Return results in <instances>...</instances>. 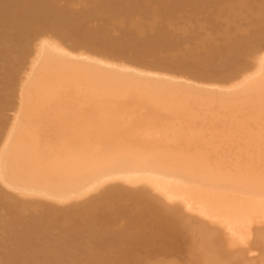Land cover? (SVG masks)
Here are the masks:
<instances>
[{
	"label": "bare ground",
	"instance_id": "6f19581e",
	"mask_svg": "<svg viewBox=\"0 0 264 264\" xmlns=\"http://www.w3.org/2000/svg\"><path fill=\"white\" fill-rule=\"evenodd\" d=\"M10 1L0 0L3 45L25 51L30 65L22 64L16 113L0 133V264H243L237 246L253 235L264 242V52L252 73L226 80L231 86L198 85L151 72L130 37L109 35L113 18L117 28L148 0H78L70 11L57 0H14L28 16ZM93 8L104 26L89 28ZM89 40L135 56L119 64L97 47L78 53ZM132 198L139 213L159 219L151 242L128 233L120 243L113 225L94 221L105 204L116 203L109 213Z\"/></svg>",
	"mask_w": 264,
	"mask_h": 264
},
{
	"label": "rangeland",
	"instance_id": "374dc122",
	"mask_svg": "<svg viewBox=\"0 0 264 264\" xmlns=\"http://www.w3.org/2000/svg\"><path fill=\"white\" fill-rule=\"evenodd\" d=\"M152 1L153 0H148V3H146L144 1L142 3L144 5V8L139 11L140 14L135 15L131 20L126 19L124 22V21H121V20H124L123 18L121 20L118 19L119 20L118 22L120 25L118 27L120 30L119 29L117 30L118 27L117 28L115 27L118 25L117 20H115L116 18H113L115 20L114 23L116 24V25L113 24L114 28L110 27V25H112L111 23L114 20L112 22H110V25L108 24L109 28L111 30L110 31L111 33H109L111 38H114V39L120 40V41L128 40V37L131 38V42L134 43L137 46V48H139V50H140L141 56H138V57L141 60L140 61L141 64L145 68H148L151 72H156V73L158 72V73H162V74L169 73L167 75L174 77V78H176V76H177V78H183V79H186L188 77L187 80L193 79L192 82L195 83V81H196L195 84L199 83L200 85L204 84L205 86H214V85L218 84V86L222 85L221 87H225V85H227V86L232 85V83L229 84L226 81L229 77L234 76V75L236 76L239 73H242L246 70L248 71V69H249L248 74L250 72L252 73L255 70L256 65L258 64L260 57L263 55L262 52H264V51L259 52L260 48H264V0H241V1L240 0H208L207 3L205 0H200L199 3L202 2L201 5L196 0L195 1L197 3H194L193 2L194 0H189L190 2L188 0H183L181 2L182 5H184L183 3L187 4L186 7H185V5L183 7H181V9L183 11L179 10L180 7L177 6L178 0H159V1L154 0L153 6L152 7L149 6V8L151 10H153V12L150 10H147L148 8H146V11H145L146 5L149 3H152ZM11 2L13 3V5H11L12 4ZM57 2L58 3L60 2L58 5L62 6V8L63 7H64V9L68 8L67 11L68 10L70 11L73 9L71 6L76 5L78 3V0H72V1H70V0H57ZM99 2L94 1L93 5L96 7V5H98ZM94 3L95 4L97 3V4L95 5ZM100 3H102V2H100ZM100 3H99V5H100ZM181 3H180V6H181ZM190 3H192V6ZM193 4L196 5L195 7H197V9L198 8L199 9L197 10L193 6ZM7 5L10 8L14 7L13 10L15 11V13L22 11L21 14H23L26 11V10L23 11L24 7H25L24 4H21V3L19 4L16 1L14 2V0L8 2ZM90 5L91 4H89V6ZM2 6L3 5L0 6V11L3 9ZM66 6H67V8H66ZM94 6H92V7H94ZM100 6H102V4ZM201 6L203 8H201ZM212 6H214L215 8H213ZM98 7H96V8H98ZM76 8H75V10H76ZM99 8H102V7H99ZM184 8L186 10H184ZM77 9L80 10V9H85V8L78 7ZM89 10L92 11L91 8H89ZM95 10L99 11L100 9H94L93 8V11L95 12L92 16L94 22L93 21H92L93 23H91V21L89 22V23H91V24H88V26H90L89 28H93L94 26L98 27L97 26L98 24H96V25L94 24L96 21V18L94 19V15L97 14V12ZM216 11H218V12H216ZM144 12H145V14H144ZM197 12H199V13H197ZM211 12H212V14H211ZM102 13L103 12H101L100 18H99V16L98 17L96 16L98 21H100L101 19L106 17ZM255 14H257V15H255ZM25 15L28 16L29 14L25 13ZM204 15H206V16H204ZM241 16H242V18H241ZM92 17L89 20H92ZM199 17H201V19ZM236 18H238V19H236ZM106 19L107 18H105V20H103V21L107 22ZM209 20H211V21H209ZM98 21H96V23H98ZM127 21H128V23H127ZM100 23H101V21H100ZM126 23H127V26H126ZM105 24L106 23H104L102 25V23H101L102 26H104ZM163 24H165V25H163ZM44 26L45 25H43V27ZM99 26H100V24H99ZM121 26L123 29H121ZM207 27H209V28H207ZM211 27H212V29H211ZM153 28H154V30H153ZM187 28H188V30H187ZM217 29H218V31H217ZM43 30L42 31L43 32L46 31L47 34L50 33L49 37L54 38L53 37L54 32H51L48 28H45V27L43 28ZM6 31L5 30L3 32L0 31V48H2V49H0V51H1L0 52V56H1L0 57V97H1L0 98V102H1L0 103V120H3V122L0 121V123L2 124L0 126V133L2 132V128L4 127V124L6 123L5 120H7L8 116H12V115L14 116V114L16 113V109H14V107H15V105H17V96H18V89H19L18 83L20 81L19 78H21V76H22L20 74H22V72H23L22 68L24 66H22V64H23V62L24 63L26 62L25 58L27 55V53L25 51H24L25 53L24 52L22 53L18 48L14 49V47H12V46L7 45L8 46L7 47V46L3 45V44H5V43H3V40L7 34ZM202 32H203V34H202ZM16 33L17 32H15V34ZM159 34H160V36H159ZM186 37H188V38H186ZM171 41L173 42V45H172ZM88 42H90L92 45H95L96 43H98V42L93 43L92 41L89 40V41H87L88 46H87V44L86 45L84 44V47L80 48V50H79L80 52H78V53L91 54L92 52H90V51H93L92 49L97 47L95 49V51H97V53L101 52L107 56L106 57L107 60H110V61L113 60L114 62L116 61L119 64L122 63V61H120V60L128 61V59L131 57V55L135 56L132 53H129L127 50L124 52L123 51L124 49H121V48H120L119 54L123 53L125 55L128 52L127 54L128 55L130 54V56H128V55L123 56V54L117 56L118 54H115V52L118 53L119 51H115L114 48H112L111 44H109L111 46L110 47L108 44L105 45L103 43L105 47H109V49L111 50V51H109L108 48L106 50V49H104V46L103 47L101 46L103 44H101L100 41H99L100 43H98L95 47L90 46L91 44ZM253 42H255V43H253ZM202 43H203V45H202ZM255 44H256V46H255ZM117 45L120 46L119 43ZM251 49H253V50H251ZM113 50L115 52H113ZM121 50L123 52H121ZM197 50H198V52H197ZM253 52H255V53L253 54ZM23 55H25L23 58L24 60L21 58ZM92 55L95 56L94 53ZM126 56L128 59H126ZM205 56H207V57H205ZM27 57H30V55ZM155 57H156V59H155ZM179 59H180V61H179ZM162 61H164V62H162ZM29 62H26V63H28V65H30ZM191 62H194V63H191ZM234 62L236 64V66L233 64ZM1 63H3L4 65ZM5 64H8V65H5ZM249 64H251V65H249ZM16 66H18V68ZM216 66H217V68H216ZM251 66L254 67V69ZM4 68H6V69H4ZM162 69L164 71H162ZM18 71H19V73H18ZM218 71H219V73H218ZM19 75H20V77H19ZM191 76H192V78H191ZM13 78H15V79H13ZM17 80H18V82H17ZM198 80L200 82L202 81L201 82L202 84ZM220 80L223 83H221ZM217 82H219V83H217ZM6 83H7V85H6ZM6 94H7V96H6ZM15 94H17V95H15ZM6 99H8L9 101L7 100V102H6ZM12 109H14V112H15L14 114H13ZM8 111L11 113H9ZM121 183L122 182H120V185H121ZM124 184H122V186H126L127 183H124ZM136 185L138 186V184H136ZM141 185L139 186L138 191L141 190V188H142ZM128 186L134 187L132 185L127 184L126 187H128ZM103 194H104V190L102 189L97 194H95V195H98L95 198H98L99 196H102ZM92 195H94V194H92ZM92 195H89V196L92 197ZM87 199L88 198L78 200V202H76V203H77V205L78 204H84L87 202ZM113 201H115V200H113ZM136 201L137 200L133 199V198L130 199L129 201H125V203L123 204L124 209H126L128 206V208L131 207L129 209L134 210L135 207H133L131 205L135 204V206H138L137 205L138 201L137 202ZM132 202H134V204H132ZM107 204H105V207L107 210H105V207L103 206L104 208L99 213L98 219L94 220V221L101 223L100 225L104 226V227L110 228L113 225L112 226L113 228L111 227L110 230L113 234L115 233L118 237L121 235L119 237L120 243L127 244L129 242V237H128L129 234H134V233H142L143 235L145 234V236L147 235L145 238L148 241L150 240L149 242H151L152 239H155V237H158V232L156 229V228H159L158 226H156V223L159 221L158 218H154V216L152 217V215L146 216L145 211H142V213L141 212L139 213L140 210H138L137 208H135L136 211H134V212L136 214H134V215H133L134 212L131 213L132 211L131 210L129 211L128 208L125 210V212H127V214L123 213L124 210L121 209V208H123L122 207L123 205H120L119 208L116 211H114L116 203L110 202L109 204H111V205H109V204L107 205ZM112 207L114 208V210H110L108 213L107 211L110 208L113 209ZM89 208L91 210H93V208H96V210H97V203L95 205H91ZM90 209L87 208V210H85V211L83 210V211L85 213H88L91 211ZM120 209L123 211L121 212ZM111 212L114 213V215L110 214ZM118 213H121V214H118ZM138 213H139V215L137 216ZM141 215H143L144 217ZM100 216H101V219H99ZM133 216L136 220L134 218H132ZM135 216H137V217H135ZM128 217H130V218H128ZM148 224L151 226H149ZM260 225L262 226L263 224H260ZM105 231H107V230H105ZM250 239L251 240L248 239V242H246V243L243 242L242 243L243 245L240 244L239 246H237L238 250H244L246 252L245 253V260L243 261V264H247V263H249V264H264V242L263 243L261 242V245L257 244V239L255 238V235H253ZM123 244L121 245V247L126 248V245H123ZM244 245H246V248ZM131 249L136 250L137 248H136V246L131 245V247L127 250H131ZM138 250H139V248L136 251H138ZM251 253L255 254V256H253V254L251 255ZM172 255H175V254H172ZM127 256L128 257L131 256L130 253H129V255L127 254ZM117 259H119V260L122 259L121 262L125 260L120 255H118ZM240 262H242V261H240ZM240 262H236V261L232 260L230 262V264H240ZM119 263H120V261H119Z\"/></svg>",
	"mask_w": 264,
	"mask_h": 264
}]
</instances>
